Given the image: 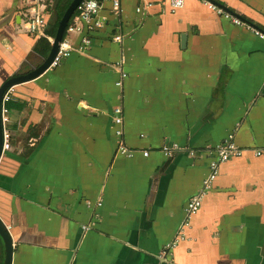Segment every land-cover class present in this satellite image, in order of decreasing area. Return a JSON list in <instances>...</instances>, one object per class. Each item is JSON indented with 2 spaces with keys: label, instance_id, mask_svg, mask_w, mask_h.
<instances>
[{
  "label": "crops",
  "instance_id": "0c3cea01",
  "mask_svg": "<svg viewBox=\"0 0 264 264\" xmlns=\"http://www.w3.org/2000/svg\"><path fill=\"white\" fill-rule=\"evenodd\" d=\"M58 3L0 0V87L45 62L50 41L25 24L46 12L49 34ZM100 3L81 32L67 25L68 57L13 88L0 160L13 264H264V0ZM230 137L244 151L210 182V149Z\"/></svg>",
  "mask_w": 264,
  "mask_h": 264
},
{
  "label": "built area",
  "instance_id": "2783aa9c",
  "mask_svg": "<svg viewBox=\"0 0 264 264\" xmlns=\"http://www.w3.org/2000/svg\"><path fill=\"white\" fill-rule=\"evenodd\" d=\"M111 1L112 5L115 8H119L120 3L122 0H109ZM186 0H169V8L172 12H176L178 9L182 8L185 4ZM100 0H82L81 3L79 4L77 8V12H75L68 24L67 27V32H81L82 27L80 25L82 20H85L92 15L96 14L100 10ZM213 10L217 11L220 15L231 18L234 20L235 23L239 24L240 20L238 18L233 17V15L227 13L223 9H220L216 7V5L211 4L210 6ZM48 13H37L34 18L29 20L26 24L25 27L26 29L35 34L37 37L45 38L49 40L50 42H53L54 39L46 33V28H47V16ZM257 34H259L263 39H264V34L262 32L257 31ZM116 40H120L119 38H116ZM72 44L67 41L66 39L60 42V47L59 50L54 58L53 65H58L62 61V59L68 57L73 50ZM110 69L112 68H118L121 71V79L118 81V85L122 86L123 79L127 77V73L123 70V67L116 62H113L110 66ZM13 88L9 89L4 93L3 99H2V125H3V151L5 152L6 150H9L11 146V139H12V132L9 129V125L11 122L10 119V107L8 106V103L12 100L13 98ZM115 124L117 126L116 129V134L121 137L123 134V116H122V107H116L115 108ZM119 149L126 153L129 156L134 155L136 152L135 149L128 148V146L125 144V142L121 141L119 145ZM178 150H186L185 148L179 147V146H174L172 148H162L161 153L166 156V157H172L176 151ZM243 149L238 147L233 140V137H230L225 140L224 144L217 147L215 150L210 149L211 154L213 155V159L211 160V168H212V174L210 176V182L215 179V177L218 175L220 172L222 165L224 162L229 160L230 158L233 157H238L243 153ZM141 153L143 154L144 157H149L151 151L150 150H142ZM261 153V150L258 151V154ZM202 192L197 194L191 203L189 204V207L187 209V218L186 221L183 225V229H186L190 225L191 219L197 214L199 211V208L201 206L202 202ZM87 227H84L86 229ZM183 239V236H180L179 239L175 240L171 245L168 246V251L166 253H169L172 251L174 247L178 245V242Z\"/></svg>",
  "mask_w": 264,
  "mask_h": 264
},
{
  "label": "water",
  "instance_id": "95a60500",
  "mask_svg": "<svg viewBox=\"0 0 264 264\" xmlns=\"http://www.w3.org/2000/svg\"><path fill=\"white\" fill-rule=\"evenodd\" d=\"M81 1L82 0H74L71 3V5L69 6V8L67 9V11L65 12L63 18L61 19V21L59 23L58 31H57L55 40L52 44L51 52H50L49 56L47 57V59L45 60V62L41 66H39L38 68H36L35 70H33L29 73L9 78L0 87V160H1L2 155L4 153V151H3L2 110H1L2 99H3L4 93L6 91H8L9 89L14 88L18 84H22V83H26L28 81L34 80L40 74H42L48 67H50L52 65L53 60H54V58H55V56L59 50L60 42L63 38L66 27H67L70 19L72 18L73 14L76 12ZM216 6H218V5H216ZM220 8L223 9L222 7H220ZM224 10L227 13L233 15L234 17L238 16L236 13H234L233 11H231L229 9H227V10L224 9ZM0 236L3 239L4 246H5V259L2 263L0 262V264H13L14 242H13V239H12V236L10 234L9 229L7 228L6 224L2 221L1 218H0Z\"/></svg>",
  "mask_w": 264,
  "mask_h": 264
},
{
  "label": "trees",
  "instance_id": "16d2710c",
  "mask_svg": "<svg viewBox=\"0 0 264 264\" xmlns=\"http://www.w3.org/2000/svg\"><path fill=\"white\" fill-rule=\"evenodd\" d=\"M60 1H61V3L60 4L58 3L55 7V10H56V12L54 14L55 20H54V22L51 21V25L48 27V33L54 38H55L56 33H57V28H58L59 22L61 21L64 13L69 8V6L73 0H60ZM41 40L46 41L45 39H41ZM46 45H47L48 51H46V52L42 51V54L44 57H48L50 54V50H49L50 42L46 41ZM9 104H11V102L8 103V106H9ZM4 257H5V246H4L3 239L0 236V260H4Z\"/></svg>",
  "mask_w": 264,
  "mask_h": 264
},
{
  "label": "flooded vegetation",
  "instance_id": "af4514ba",
  "mask_svg": "<svg viewBox=\"0 0 264 264\" xmlns=\"http://www.w3.org/2000/svg\"><path fill=\"white\" fill-rule=\"evenodd\" d=\"M4 259H5V257H4ZM4 260H0V262L2 263Z\"/></svg>",
  "mask_w": 264,
  "mask_h": 264
},
{
  "label": "rangeland",
  "instance_id": "374dc122",
  "mask_svg": "<svg viewBox=\"0 0 264 264\" xmlns=\"http://www.w3.org/2000/svg\"><path fill=\"white\" fill-rule=\"evenodd\" d=\"M16 91V90H15ZM14 93V92H13ZM15 94V93H14ZM10 119H11V117H10ZM12 121V120H11ZM11 123V122H10Z\"/></svg>",
  "mask_w": 264,
  "mask_h": 264
}]
</instances>
